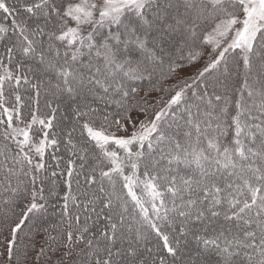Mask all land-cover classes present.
Masks as SVG:
<instances>
[{
    "label": "snow or ice",
    "instance_id": "snow-or-ice-1",
    "mask_svg": "<svg viewBox=\"0 0 264 264\" xmlns=\"http://www.w3.org/2000/svg\"><path fill=\"white\" fill-rule=\"evenodd\" d=\"M0 264H264V0H0Z\"/></svg>",
    "mask_w": 264,
    "mask_h": 264
}]
</instances>
